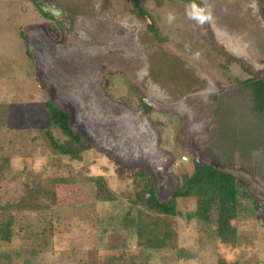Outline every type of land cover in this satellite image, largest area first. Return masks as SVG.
I'll use <instances>...</instances> for the list:
<instances>
[{
    "label": "rangeland",
    "instance_id": "obj_1",
    "mask_svg": "<svg viewBox=\"0 0 264 264\" xmlns=\"http://www.w3.org/2000/svg\"><path fill=\"white\" fill-rule=\"evenodd\" d=\"M197 1L202 13L178 0H0V215L14 216L0 264H264V171L222 166L238 182L236 243L174 216L165 248L137 244L141 207L126 169H147L161 197L175 176L183 190L193 159L214 164L204 148L217 132L218 93L250 77L244 67L264 77V0ZM49 100L93 143L82 159L50 147ZM99 176L112 199L97 200ZM196 207L177 199L182 212Z\"/></svg>",
    "mask_w": 264,
    "mask_h": 264
},
{
    "label": "trees",
    "instance_id": "obj_2",
    "mask_svg": "<svg viewBox=\"0 0 264 264\" xmlns=\"http://www.w3.org/2000/svg\"><path fill=\"white\" fill-rule=\"evenodd\" d=\"M157 7L173 0H151ZM197 6L203 12L197 0H178ZM43 18H50L48 12L38 2L33 1ZM134 9L142 17L150 19L149 30L162 39L154 18L141 4L135 2ZM29 53L30 46L24 40ZM244 67L243 64H241ZM239 80L234 77L237 86L218 93V103L213 111L217 132L205 146L204 152L214 164H206L198 159L191 162L192 172L186 177L185 188L181 190L179 177L176 185L166 196L155 191L154 180L144 167L127 168L134 183V197L131 203L140 206L132 218L137 244L143 250H160L175 238L168 217L178 216L186 221L194 220L207 233H212L219 241L234 244L238 241V231L234 224L239 213L238 182L235 176L222 168H240L253 176L264 171L258 158H264V77L253 75ZM49 118L46 121L44 135L50 147L71 160H80L84 152L93 148V143L73 125L71 112L55 101L46 102ZM58 130L60 136L54 131ZM96 197L99 201L113 197L107 189L103 177L94 180ZM178 198H195L197 207L182 212L177 208ZM14 216L8 211L0 215V241L10 242L13 237ZM180 258L189 259L192 254L185 248H179ZM136 264V263H134ZM218 264H229L223 258ZM232 264H238L234 262Z\"/></svg>",
    "mask_w": 264,
    "mask_h": 264
}]
</instances>
